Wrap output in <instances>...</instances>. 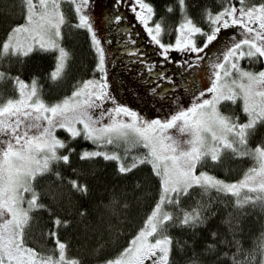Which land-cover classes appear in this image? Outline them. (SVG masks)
<instances>
[{
	"label": "snow or ice",
	"instance_id": "1",
	"mask_svg": "<svg viewBox=\"0 0 264 264\" xmlns=\"http://www.w3.org/2000/svg\"><path fill=\"white\" fill-rule=\"evenodd\" d=\"M38 3L39 11L36 0H20L23 22L9 24L0 38V58L13 54L27 57L35 50H55V66L50 71V77L55 79L66 74L72 55L61 43V26L66 16L60 0H38ZM72 3L78 16L73 27L85 30L94 50L92 75L76 81L69 95L47 100L40 90L39 77L33 75L29 82L0 67V81L12 80L18 89L16 96L0 97V264H65L67 244L59 239L58 231H49L55 238L56 248L39 252L25 243L24 225L28 223L27 213L31 209L52 212L41 197L46 194L55 201L57 193L50 187L42 192L37 181L52 171L51 163H70L75 149L60 150L79 136L97 145L93 149H81L82 158L115 159L119 171L125 174L150 165V175L158 182L156 197L141 226L126 246L98 264H145L146 261L174 264L172 253L176 238L170 228L179 225L194 229L205 224L206 211L212 205V200L198 198L194 206H183L182 198L190 195L194 187H199L202 194L213 190L218 194H232L236 207L259 205L264 209V135L254 144L251 142L258 128L264 125V67H255L264 63V0H223L218 10L205 7L201 16L206 24L199 23L188 12L186 0H178L184 16L177 25L174 41H165L164 33L170 29L165 28L163 17L155 18V5L150 0H113L115 11L111 21L124 19L125 14L119 9L127 4L159 54V59H151L133 38L137 34L129 24L122 29L125 39L121 41V50L128 55L126 66H131L133 61L140 64L137 75L146 71L149 76L141 78L152 83L148 91L160 97L168 94L176 105L166 115L152 117L120 102L111 93L105 38L93 20L94 0H72ZM13 7L16 5H8V10ZM168 8L171 10L172 5ZM233 26L238 31L226 35ZM221 40L222 44L213 51L210 46ZM173 50L183 55L174 57ZM245 60L247 66L242 63ZM168 62L180 65L192 75L182 74L184 82L177 84L175 76L165 67ZM198 68L208 78L209 86H200ZM166 84L170 87H165ZM181 87L194 93L187 105H181L180 97L171 94L173 89ZM238 100L242 102L243 119L240 114L221 108L223 103L235 104ZM173 126L179 133H187V138L170 131ZM58 129H64L69 140L57 135ZM121 144L124 145L122 153L108 148V145ZM138 144L144 145L145 151H130ZM228 152L235 157L253 159V165L241 178L227 180L203 170L209 157L219 162ZM54 174L57 179L63 178L59 171ZM68 181L73 187L79 184L71 177ZM79 190L86 191L87 185ZM25 200L28 208L23 206ZM124 206H128L127 201ZM84 213L81 210V215ZM69 223L59 216L53 217L57 228ZM237 230L233 228L234 233ZM211 235L215 237L217 233L213 231ZM221 243L231 250L221 251L218 259L227 258L231 264H264V232L251 247H244L236 235L231 243L227 239ZM216 248L215 243L208 242L203 251ZM57 251L58 255L54 254ZM79 259L68 258L67 264H79ZM188 264H201V261L191 260Z\"/></svg>",
	"mask_w": 264,
	"mask_h": 264
},
{
	"label": "trees",
	"instance_id": "2",
	"mask_svg": "<svg viewBox=\"0 0 264 264\" xmlns=\"http://www.w3.org/2000/svg\"><path fill=\"white\" fill-rule=\"evenodd\" d=\"M150 2L155 5V18L163 17L165 28L170 29L164 33L165 41H174L177 25L184 16L178 6V0ZM186 3L188 12L199 23L206 24L201 11L205 7L218 10L223 0H186ZM8 5L16 7L8 10ZM19 5L20 0H0V38L4 37L9 24L23 22ZM168 5H172L171 10ZM125 6L127 7V4ZM66 9L61 43L72 54L66 74L55 79L50 77V71L55 66L54 58L57 54L55 50H35L27 57L13 54L0 58V67L11 71L13 75L19 74L29 82L33 75L39 77L40 90L47 100L69 95L76 81L93 74L94 50L90 48L85 30L73 27L78 20L77 14L71 15L70 8ZM242 63L247 66L246 60ZM255 67H264V63ZM16 95L18 89L14 81H0V97ZM233 105L243 116L241 101L238 100ZM224 106L225 103L221 107ZM60 133L65 140H69V135L63 129ZM260 135H264V125L258 128L257 135L251 142L254 144ZM95 147L97 145L93 141L79 136L71 139L67 147L60 150L65 152L67 148L75 149L71 153L70 163L62 161L51 163L52 171L37 181V187L42 192L50 187L57 193L55 201L46 194L41 197L42 202L47 204L52 212L49 213L47 209H31L28 223L24 225L25 243L39 252H48L56 248L55 238L49 235V231H58L59 239L67 244L65 264L71 257L80 258L79 264H98L103 258L114 256L126 246L131 236L141 226L145 213L156 197L158 182L150 175V165H144L125 174L119 171L118 161L115 159H105L102 156L82 158L79 155L81 149ZM108 148L122 153L124 145H108ZM130 151L143 152L145 146L138 144ZM253 163L251 157H235L228 152L223 154L222 161L219 162H213L208 158L203 168L211 170L217 176L235 180L241 178L244 171ZM56 171L61 173L62 179L56 178L54 174ZM69 177L79 181L77 187H73L68 181ZM85 184L87 190H79ZM198 198L204 201L212 200L211 207L206 211L207 222L194 229L179 225L170 228V233L176 238L172 253L174 264H188L191 260H199L201 264H231L227 258L218 259L221 251L231 250L221 241L227 239L231 243L233 235H236L247 248L251 247L256 238L264 232V209L259 205L236 207L232 194H218L215 190L210 194H202L199 187H194L190 195L182 198L183 206H194ZM126 201L127 207L124 206ZM81 210H84V215H81ZM173 210H176L175 207ZM54 216H59L70 223L66 226L61 224L57 228L53 224ZM236 220H239L238 225L235 224ZM233 228L238 230L234 233ZM213 231L217 233L215 237L211 235ZM208 242L215 243L217 248L208 252L203 251ZM180 245H183V248ZM54 254L58 255V251Z\"/></svg>",
	"mask_w": 264,
	"mask_h": 264
},
{
	"label": "rangeland",
	"instance_id": "3",
	"mask_svg": "<svg viewBox=\"0 0 264 264\" xmlns=\"http://www.w3.org/2000/svg\"><path fill=\"white\" fill-rule=\"evenodd\" d=\"M60 3L61 9L64 13L66 12L65 10H67L66 8L69 7L70 14L76 15V13L74 12L75 9L72 0H60ZM36 9L37 11L40 10L38 0H36ZM92 11L94 23L96 24L102 37L105 38L104 43L106 45L107 50L106 59H108L109 61L108 80L110 82L111 93L114 94L120 102L129 104L130 106L138 109L140 113L148 117H152L155 115H166L169 110L175 109L176 105L171 99L168 98V94H166L164 97H160L148 91V89L152 86V83L150 80L146 81L141 78L149 76V73H147L146 71L140 73V76L137 75V72L140 70L141 67L140 64L133 61L131 66H126L128 64V55L122 52L121 41L125 39L122 29L129 24H131L132 30L137 34L133 38L137 39L138 44L143 47V50L148 54V56L151 59H159V54L156 50V46L147 36L146 32L143 29V26L135 19L134 14L125 5H123L122 7H120L119 11L125 14L124 19L121 22L111 21V14L115 11L113 0H94V7ZM233 30L238 31V29L233 26L232 29L226 32V35L230 34V32ZM222 42L223 41L221 40L219 41V43H215L210 47L214 51L220 46V44H222ZM172 55L174 57L180 58L183 54L180 53L178 50H173ZM204 55L207 56L208 53L206 52L204 53ZM112 57H115V59L112 60ZM165 67L170 74H173L175 76L177 84H183L184 80L182 78V74L183 76L192 75L191 72H188L187 70L183 69L180 65H177L172 62H168ZM196 71L199 73L197 79L199 80L200 86H209L207 84L208 78L204 75L203 71H201L199 68ZM165 87H170V85L166 84ZM171 94L173 96L178 95L180 97L181 105H187L190 102L191 96L194 93L186 91L183 87H181L179 89H173ZM228 103L230 102L225 103V106L221 107L223 111H234L240 114L238 111L235 110V107L232 103ZM105 104L106 106H110L109 102H105ZM241 118L243 119L245 117L241 115ZM125 119L129 118L125 117ZM60 130L61 129L57 130V135L65 139V137L60 133ZM170 131H172L174 134L178 135L182 139H186L188 136L187 133H179L178 128L176 126H173ZM203 170L211 171L207 168H203ZM23 195L25 197L28 196L27 193H23ZM23 206L25 208L29 207L26 200ZM29 212L27 213L28 217ZM145 264H149V262L146 261Z\"/></svg>",
	"mask_w": 264,
	"mask_h": 264
}]
</instances>
